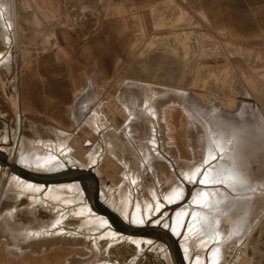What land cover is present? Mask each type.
<instances>
[{"label":"rangeland","instance_id":"rangeland-1","mask_svg":"<svg viewBox=\"0 0 264 264\" xmlns=\"http://www.w3.org/2000/svg\"><path fill=\"white\" fill-rule=\"evenodd\" d=\"M121 1H116L115 7L112 5L106 11L107 25L113 31L73 35L75 39L80 36L73 51L69 46L60 49L56 44L58 35L24 31L42 22L37 10L38 5L45 2L0 0V143H6V135L15 138L9 160L17 162L25 140L30 145L37 140L42 144L60 140L63 145L69 144L72 153L83 144V137L92 139L91 144L95 145L105 140L115 145L120 141L123 149L119 143L116 145L115 158L104 150L98 153L100 174L95 173L99 197L103 190L106 193L103 197L113 205L127 207L131 204L132 209L137 204L141 212L147 206L154 208L158 201L162 203L165 192L172 190L174 195L180 183L190 184L192 181L184 171L195 170L203 161L210 162L211 168H207L210 175L198 192L210 193L218 188L213 184L223 189L227 180L228 188L225 194L218 192L216 199H212L215 200L210 204L213 211L207 203L208 197L200 198L198 193L197 210L212 212L209 213L212 217L204 214L201 220L214 221L219 217L217 201L222 197H232L228 199L230 202L245 200L244 206H247L236 205L239 210H235L232 218L228 214L233 208L221 216L223 222L220 218L224 230L235 229L242 241L247 238L240 246L244 254L235 252L232 256L229 251L222 255L227 264H264V43L242 44L226 39L225 33L220 32L211 19L218 11L206 9L204 0ZM216 21L219 23L218 18ZM79 95L76 109L75 98ZM97 108L102 117L100 122L106 120L108 126L100 123L105 125L102 139L88 120ZM74 138L75 145L70 143ZM143 142L154 143V146L151 148L149 144L146 149ZM143 145L147 152L141 150ZM213 148L218 152L216 158ZM87 154H81L83 163L88 159ZM1 155L4 161L8 157ZM121 159L127 163L128 172L137 175H134L135 184L120 185V178L125 177ZM0 168L4 171L0 177V264H169L165 255L167 245L160 246L153 241L155 244L139 247L128 240L109 238L104 226H92L86 215H79L78 208L82 204L75 195L59 190L56 196L57 200L61 199L58 201L55 197H48L47 201L45 194L37 199L42 192L21 191V187L11 181L14 174L11 168L6 163ZM52 170L46 173L61 171ZM174 174L180 175L175 177ZM75 183L81 192L80 183ZM114 188L120 194L122 190H118L124 188V194H117ZM132 189L134 192L130 193ZM192 189L195 187L185 190L188 196L191 194L188 200L194 193ZM151 192H155V196ZM61 193L66 196H60ZM108 193L116 198L111 200ZM81 195L83 197L84 193ZM157 195L162 197L156 199ZM175 198L174 202L184 201V198ZM183 204L185 206L187 200ZM169 212L171 210H164L162 214ZM61 215L65 217L63 220L58 219ZM241 218L245 220L238 231ZM201 227L197 229L204 233L202 231L206 230ZM209 230L206 234H210ZM202 239L203 236L199 240Z\"/></svg>","mask_w":264,"mask_h":264},{"label":"bare ground","instance_id":"bare-ground-1","mask_svg":"<svg viewBox=\"0 0 264 264\" xmlns=\"http://www.w3.org/2000/svg\"><path fill=\"white\" fill-rule=\"evenodd\" d=\"M8 18V17H7ZM12 21V20H11ZM11 45V44H10ZM12 49V48H11ZM99 109L97 108V109H95V111L93 112V115L92 116H89L88 117V120H89V122L90 123H93L94 124V127H93V129H94V132H96L100 137H101V139H102V136H104V130H105V121H101L100 122V119H102V117H100V115L98 114L99 112ZM102 112V111H101ZM132 115V114H131ZM88 116V115H87ZM132 117V116H131ZM107 119V118H106ZM129 120V119H128ZM131 120V119H130ZM104 123L105 125L104 126H102L100 123ZM87 123V122H86ZM84 124V123H83ZM88 124V123H87ZM127 124V123H126ZM86 125V124H85ZM129 125L130 124H128V127H129ZM91 126V125H90ZM107 126V125H106ZM155 126V125H154ZM108 127V126H107ZM152 127V126H151ZM153 128V127H152ZM107 129V128H106ZM154 129V128H153ZM156 129V128H155ZM123 130H124V128H123ZM113 131V130H112ZM158 131V130H157ZM129 132V131H128ZM115 133H118V131L116 132L115 131ZM114 133V134H115ZM151 134V133H150ZM13 135V134H12ZM16 134H14V136H15ZM117 135V134H116ZM127 135V134H126ZM128 135H129V133H128ZM106 136V135H105ZM120 136V135H119ZM118 136V137H119ZM151 136V135H150ZM13 137V136H12ZM83 138H85V140H88L89 138L87 137H83ZM5 139L7 140L6 141V143H0V145H1V147L2 148H0V154H2L1 155V157H5V156H8V157H5L4 159H5V163H6V165H7V167H10L11 169H12V167L13 166H17V165H20L21 167H23V168H25V169H27V170H29V171H32V172H41V173H44V172H46V170H48L49 171V169H54V170H52V172L53 171H58V170H63L62 169V167H65L64 169H71V168H74V167H78V168H83V169H89V168H91V167H94V169H95V171L94 172H96L97 171V173L98 174H100L99 173V167H98V164H99V162H100V160H99V158H100V155L98 154V153H100V152H103V150H104V152L105 151H107L108 153H111L112 154V156H114V158L116 157V155L115 154H113V151H114V149L115 148H117L118 146H116L120 141L119 140H117V141H119V142H115V143H117L116 145L114 144V143H112V142H107L106 140H105V142L104 143H102L101 142V144H104V145H102V146H104V147H102L101 146V144H99V143H97L96 145L94 144V143H92L91 144V146L89 147V148H86V152H88V159H86V157H85V159H86V161L83 163L82 162V160L81 161H78L76 158H74V156L72 155V150H71V148H70V146H69V144L67 143V142H65V144L63 145V143H61V141L60 140H58L57 142L55 141V142H51V141H46L45 143H41L39 140H37V142H39V145L37 144V142L35 143V144H32V145H30V142L28 141V140H25L24 142H23V145H21V151H20V153H19V158H18V160H17V162H12L11 160H9V157L11 158V155H13V148H14V146H13V142H14V139L15 138H11V137H9V135H6V137H5ZM131 139V138H130ZM90 141H92V139H89ZM44 141V140H43ZM82 141V140H81ZM69 142V141H68ZM83 142V141H82ZM93 142V141H92ZM123 142V141H122ZM140 142H141V140H140ZM145 142V141H144ZM143 142V144L144 145H146L148 142H146V144ZM150 142H152V141H150ZM149 142V144H154V143H150ZM157 143V142H156ZM155 143V144H156ZM122 144V143H121ZM123 144H124V142H123ZM128 144V143H127ZM148 144V145H149ZM205 144V143H204ZM5 145V146H4ZM119 145H120V143H119ZM144 145H143V147L141 148V150L143 149H145L144 148ZM148 145H146V149H147V147H148ZM158 145V144H157ZM156 145V146H157ZM32 146H35V147H32ZM37 146H40L39 148L37 147ZM121 146V148L123 149V146L122 145H120ZM119 146V147H120ZM125 146H126V144H125ZM153 146L154 145H152V147L151 148H153ZM207 146V148L209 149V148H211V147H208V146H211V145H206ZM128 147V146H127ZM149 148H150V146H149ZM149 148H148V150H149ZM156 148V147H155ZM158 148V147H157ZM156 148V149H157ZM159 148H160V146H159ZM2 149H5V151H2ZM144 150V151H146L147 152V150ZM151 150V149H150ZM153 150V149H152ZM155 150V149H154ZM207 150V149H206ZM212 150V149H211ZM213 150H215L214 148H213ZM48 151V152H47ZM157 151V150H156ZM160 151V150H159ZM216 151V150H215ZM117 152H118V150H117ZM142 152V151H141ZM145 152V153H146ZM161 152V151H160ZM51 153V154H50ZM126 153V152H125ZM143 153V152H142ZM217 151H216V153H214V158H216L215 156H217ZM48 154H50V155H48ZM101 154V153H100ZM154 154V153H153ZM103 155V154H102ZM109 155V154H108ZM119 155V154H118ZM142 155H144V154H142ZM149 156H150V154H148ZM157 155V154H156ZM159 155V154H158ZM84 156V155H83ZM109 156H111V155H109ZM147 157V154L146 155H144V157ZM148 156V159H150V157ZM102 157V156H101ZM210 157V156H209ZM120 158V157H119ZM153 158V157H152ZM157 158V157H156ZM158 158H160V157H158ZM169 158V157H168ZM134 159H135V157H134ZM145 159H147V158H145ZM170 159V158H169ZM208 159V158H207ZM217 159H218V157H217ZM115 160V159H114ZM164 160V159H163ZM215 160V159H214ZM116 161V160H115ZM140 161V160H139ZM145 161V160H144ZM147 161V160H146ZM150 161V160H149ZM102 162V161H101ZM118 163H119V161H117ZM152 162V161H151ZM212 162V161H211ZM97 163V164H96ZM140 163V162H139ZM143 163V162H142ZM168 163H170V162H168ZM127 164V163H126ZM126 164H124L123 162H122V159H121V165H123V166H121L120 165V167H125L124 168V172L122 173L123 174V176H125L124 177V180L122 179V178H120L121 179V182H120V185L121 184H127V182L128 183H130V184H132V183H134L135 182V180H137V179H135L136 177L134 176V175H136V174H131V173H129L128 172V170H129V168H127L126 166ZM141 164V163H140ZM139 164V165H140ZM146 163H144V165H145ZM104 165H106V164H104ZM131 165V164H130ZM142 165V164H141ZM141 165H140V167H141ZM96 166H97V168H96ZM137 166V165H136ZM143 166V165H142ZM171 167H172V164L170 165ZM176 166V165H175ZM224 166V165H223ZM85 167V168H84ZM105 167V166H104ZM211 168V165H210V162L208 163L207 161H203L202 163H200V164H198V167L195 169V170H186V171H184V173H185V176H187V177H190V179H191V181L192 182H190V184L188 183V185H187V183L185 182V186L184 185H182V183H180V182H178V183H180L181 185L179 186V184H178V186L180 187L179 189H176L175 190V194L174 195H172L174 192L172 191V190H170V192H171V195L172 196H170V192L168 193V192H165V193H163V194H165V196H164V200H162V203H159V201L157 202V204H156V206H155V204H154V208H147L148 206V204L146 205L147 207H146V209H145V211L144 212H141L140 210H139V207H138V205L136 204V208L134 207V208H132L131 209V204L129 205L128 203L131 201L130 199L132 198V197H129L130 199V201H127V205H129L130 206V208L128 209V207L129 206H127V207H125V205L124 204H118V206H116V205H113L109 200H106V198H104L103 196V194H106V193H104L103 192V190H102V197H101V200L110 208V209H112L114 212H116L118 215H120L125 221H128L130 224H132V225H134V226H143V225H150V226H159V227H163L164 229H167V232H169L170 231V233L174 236V237H176L177 238V240H178V242H179V244H180V247H181V250L183 251V254H184V258H185V260H186V262H188L189 264H227V260L224 258L225 256L224 255H222L223 253L224 254H228L229 253V251H232V256H233V253H235V252H241L242 250L241 249H243V247L241 248L240 246L242 245V242H244L247 238L245 237V240H243L242 241V239L243 238H241L240 237V235H238L237 234V232L235 231V229H233L232 231H227V228H226V230H224L223 229V227L221 226V222H220V218H221V216L223 217L225 214H228V212L233 208V210L230 212V214H228L231 218H232V215L237 211L238 212V210H239V207H236V205L237 206H239L240 205V207L241 206H244V204H246L247 202H245V200H243V201H240V203L237 201V202H235V201H233L232 199H231V201H233V202H230V201H228V199H230V198H232V197H230V198H226L227 196H225L224 198L222 197V198H220L218 201H217V205H218V211H219V213H220V215H219V217L217 218V219H215V216L212 218V220H214V221H211V220H206V218L204 219V220H201L203 217H204V214L205 215H208V216H210V217H212V215L211 214H209L211 211H209V210H197L198 208H197V205H198V203H199V201H198V198H197V195H198V189H202L203 187H204V184L206 183V181H207V178H208V176L210 175L209 173H208V169L207 168ZM2 168V167H1ZM0 168V177L2 178V176H3V172H2V170L3 169H1ZM143 168H144V166H143ZM177 168V167H176ZM176 168H174L175 170H176ZM209 168V169H210ZM229 168V167H228ZM93 169V168H92ZM106 169H107V166H106ZM105 169V170H106ZM131 169V171H132V168H130ZM138 169H140V168H138ZM147 169V168H146ZM152 169V168H151ZM172 169V168H171ZM90 170V169H89ZM120 170H122V168H120ZM150 170V169H149ZM175 170H173V171H175ZM227 170V169H226ZM229 170V169H228ZM123 171V170H122ZM139 172V171H138ZM178 172V171H177ZM232 172V171H231ZM48 173H50V172H48ZM102 173V172H101ZM118 173V172H117ZM174 173V172H173ZM11 174V173H10ZM113 174V173H112ZM115 174V173H114ZM131 174V175H130ZM138 174V173H137ZM139 174H141V172L139 173ZM181 174V173H180ZM179 174V175H180ZM182 174H183V172H182ZM179 175H177V176H179ZM184 175V174H183ZM137 176V175H136ZM141 176H142V174H141ZM174 176H175V174H174ZM177 176H175V177H177ZM119 177V176H118ZM175 177H174V180H175ZM182 177V176H181ZM184 177V176H183ZM186 177V178H187ZM193 177H195V178H197V182H195V178H194V180H192L193 179ZM168 178H170V180H171V177L169 176ZM221 178V177H220ZM219 178V179H220ZM140 179V178H139ZM184 179V178H183ZM182 179V180H183ZM189 179V178H188ZM188 179H187V182H188ZM123 180V181H122ZM185 180V179H184ZM230 180H232V179H230ZM11 181H13V182H15L16 184H18L20 187H21V191H23V192H26V193H29V192H33V193H40V192H42L41 193V195L43 194H45V199L47 200V198L49 197V198H54L55 197V199L57 200V196H56V194H58L57 192L60 190L61 192H64V191H67L68 193H64V194H66V195H71V194H73V195H75L76 197H77V199H78V202L80 203V204H82V206L80 205V204H78V205H80V207L78 208V213H79V215H81V214H83V215H86V217H87V220H88V218H89V223H93V225L92 226H98L97 228H101V227H103L105 230V234H107V236L110 238V237H113V238H118V240L119 239H124V240H128V241H130V242H132V243H134L135 245H137V246H139L140 247V245L141 244H151V243H154L155 244V242H159L158 244H160V246L161 245H164V243L162 242V241H159V240H154V239H151V238H132V237H128V236H125V235H123V234H121V233H119L118 231H116L115 229H113L112 228V226L110 225V223L108 222V220L107 219H105V218H103V217H100L97 213H95V211L92 209V207H91V205L89 204V201H85L84 199H86V197H85V195L82 197V195H81V193L83 192L84 193V190H83V187H82V185H80V187H81V192H80V189H79V186H77L76 185V183L75 182H72V183H67V184H58V185H51V186H44V185H40V184H37V183H34V182H31V181H26V180H22V179H19V177H16V175L15 174H13V176L11 177ZM11 181H10V183H11ZM186 181V180H185ZM112 182H113V180H112ZM112 182H110V183H112ZM119 182V181H118ZM227 183H228V180L226 181ZM226 182H225V187H222L223 189H221L220 187H221V185H214L213 184V187H218V188H215V189H213V190H211V192L210 193H207V194H203V193H199V196L198 197H208V205H209V207H210V209L213 211V207H211L210 206V204L211 203H214V201L215 200H212V199H216V195L218 194V192H222V193H219L220 195H223V194H225L226 193V188H228V187H226ZM114 183V182H113ZM112 183V184H113ZM175 183V182H174ZM231 183H233V181H231ZM236 183V182H235ZM242 183V182H241ZM15 184V185H16ZM119 184V183H118ZM135 184V183H134ZM139 185H140V183H138ZM137 184V185H138ZM184 184V183H183ZM244 184V183H243ZM119 185V186H120ZM174 185V184H173ZM119 186L118 187H115V188H119ZM128 186H130L129 184H128ZM174 186H176V184L174 185ZM17 187V186H16ZM108 185H107V188L106 189H108ZM114 187V186H113ZM132 187V186H131ZM136 187V186H135ZM141 186H139V188H140ZM144 187V186H143ZM194 188L195 187V190L194 189H192V192H194L193 193V195H192V197L188 200V198L190 197V195L191 194H189V196H188V192H186L185 193V190H186V188H188V190H190L191 188ZM104 188V187H103ZM102 188V189H103ZM114 188V189H115ZM175 188V187H174ZM235 188H237V187H235ZM101 189V188H100ZM105 189V190H106ZM110 189H112V187L110 188ZM117 189H115L116 190V193H117ZM124 189V188H123ZM123 189H120V190H118V192L119 191H121V193L122 194H120V193H117V194H120V195H123L124 194V191L125 190H123ZM153 189V188H152ZM131 190V189H130ZM129 190V191H130ZM136 190H138V189H136ZM140 190V189H139ZM150 190H151V188H150ZM158 190V189H157ZM174 190V189H173ZM225 190V191H224ZM240 190V189H239ZM238 190V191H239ZM99 191V190H98ZM109 191V190H108ZM107 191V192H108ZM142 191H143V189H142ZM141 191V192H142ZM153 191V190H152ZM232 191H234V190H232ZM236 191H237V189H236ZM22 192V193H23ZM100 192V191H99ZM113 192H114V194H115V191L113 190ZM112 191H111V193H113ZM134 192V190L132 189V191H130V193H133ZM139 192V191H138ZM150 192V191H149ZM156 192V191H155ZM153 192L154 193V196H155V194L158 192ZM30 193V194H31ZM60 193V192H59ZM136 193V192H135ZM152 193V192H151ZM152 193V194H153ZM231 193H233V192H231ZM237 193H240V192H237ZM237 193H234V194H237ZM249 193V192H248ZM61 194H63V193H61ZM64 194L63 195H60V196H64ZM101 194V193H100ZM117 194H115V195H117ZM126 194H128V193H125V197L127 198V196H126ZM142 194V193H141ZM152 194H150V195H152ZM159 194V193H158ZM163 194H162V196H163ZM187 194V195H186ZM37 196L36 194H32V196ZM40 195V196H41ZM43 195L41 196V197H39V196H37V197H39V198H37V199H42V197H43ZM65 195V196H66ZM78 195H79V197H78ZM109 195V197H110V194L108 193L107 194V196ZM119 195V196H120ZM135 195V194H134ZM149 195V196H150ZM185 195H186V197H185ZM240 195H243V194H240ZM60 196H58V197H60ZM64 196V197H65ZM101 196V195H100ZM153 196V195H152ZM153 196V197H154ZM159 195H157L156 196V199H159V197H162V196H159ZM237 196H239L238 194H237ZM236 196V197H237ZM108 197V198H109ZM118 197V196H117ZM123 197V196H122ZM121 197V198H122ZM135 197V196H134ZM174 197H176L175 199H182V198H184V201L183 202H174ZM63 198V197H62ZM107 198V199H108ZM111 198V200H112V198H116V196L115 197H110ZM124 198V197H123ZM122 198V199H123ZM139 198V197H138ZM226 198V199H225ZM31 199H33V197L31 198ZM50 199V200H51ZM59 199H61V197L59 198ZM58 199V200H59ZM125 199V198H124ZM155 199V198H154ZM172 199H173V202H172ZM225 199V200H224ZM35 200V199H34ZM57 200V201H58ZM87 200V199H86ZM118 200V199H117ZM127 200H128V198H127ZM148 200V199H147ZM152 200H153V198H152ZM161 200V199H160ZM183 200V199H182ZM187 200V204H185V206H183L184 204V202ZM37 201V200H36ZM48 201V200H47ZM52 201V200H51ZM75 201H77V200H75ZM114 201V200H113ZM121 201V200H120ZM126 201V200H125ZM138 201V200H137ZM142 201H144V199L142 200ZM155 201V200H154ZM197 201H198V203H197ZM41 202H42V200H41ZM69 201H67V203H68ZM123 202V201H122ZM121 202V203H122ZM235 202V203H234ZM69 203H71V202H69ZM132 203V202H131ZM135 203V202H134ZM146 203V202H145ZM147 203H148V201H147ZM154 203V202H153ZM152 203V204H153ZM156 203V202H155ZM173 203H176V204H173ZM177 203H180L179 205H177ZM239 203V204H238ZM54 204V203H53ZM140 204V203H139ZM183 204V205H182ZM46 205V204H45ZM134 205V204H133ZM250 205V204H249ZM49 206V205H48ZM55 206H57V204H55ZM152 206V205H151ZM150 206V207H151ZM213 206H214V204H213ZM247 206V205H246ZM246 206H244V207H246ZM47 207V206H46ZM49 207H51V206H49ZM48 207V208H49ZM59 207V206H58ZM55 208V207H54ZM53 208V209H54ZM145 208V207H144ZM238 208V209H237ZM171 210V212H169L168 214L166 213H163L162 214V212L164 211V210H166V212H167V210ZM245 209V208H244ZM56 210V209H55ZM77 210V209H76ZM196 210H197V212H196ZM236 210V211H235ZM255 210V209H254ZM52 211V210H51ZM54 211V210H53ZM73 211H75V210H73ZM62 212H63V210H62ZM77 212V211H76ZM75 212V213H76ZM72 213H74V212H72ZM212 213V212H211ZM225 213V214H224ZM54 214H57L58 215V213H54ZM241 214V213H240ZM82 215V216H83ZM243 215V214H242ZM60 216V215H59ZM62 216V215H61ZM228 216V217H229ZM238 216V215H237ZM64 216H62L61 218H59L58 217V219H62ZM175 217V218H174ZM227 217V216H226ZM54 218H57V217H54ZM53 218V219H54ZM65 218V217H64ZM231 218H229V219H231ZM238 218H240V217H238ZM237 218V219H238ZM81 219H83V218H81ZM242 219V218H241ZM238 220V221H240L239 223H238V231H239V229L241 228V226H243V219L242 220ZM63 220V219H62ZM61 220V221H62ZM200 220V221H199ZM223 219L221 218V221H222ZM232 220V219H231ZM245 220V219H244ZM86 221V220H85ZM151 221H152V223H151ZM199 221V222H198ZM229 221V220H228ZM55 222H57L56 220H55ZM65 222V221H64ZM82 222V221H81ZM223 222V221H222ZM232 222V221H231ZM47 223V222H46ZM51 223H54L53 221L51 222ZM50 222H49V224H51ZM58 223H60L59 222V220H58ZM63 223V222H62ZM86 223H88V222H86ZM85 223V224H86ZM225 223H226V220H225ZM232 223H234V222H232ZM48 224V225H49ZM91 224H88V225H91ZM53 225V224H52ZM59 225H61V224H59ZM199 225H202V227H201V229L203 230V229H205L206 231L208 230V229H210L209 230V232H210V234L209 233H207L206 234V231H202V232H204V233H199V230L198 229H200V228H198L197 229V227L199 226ZM46 226V225H45ZM50 226V225H49ZM230 226V225H229ZM50 228V227H49ZM53 229H54V227H52ZM51 228V229H52ZM87 228V227H86ZM91 229H92V227H90ZM215 228V230H213ZM247 228V227H246ZM89 229V228H88ZM48 230H50V229H48ZM83 230H85V229H83ZM83 230H81L82 232H83ZM102 230V229H101ZM90 232L92 231V230H89ZM226 231V232H225ZM86 232V231H85ZM93 232V231H92ZM87 233H88V230H87ZM103 233V232H102ZM235 234V235H234ZM243 234H245V233H243ZM207 235V236H206ZM97 235H95V237H96ZM202 236H203V239L202 240H199V239H201L202 238ZM248 236V235H247ZM99 237V236H98ZM230 237V238H229ZM112 240V239H111ZM96 241V240H95ZM153 241H155V242H153ZM96 243V242H95ZM246 243V242H245ZM166 245V244H165ZM246 244H244V246H245ZM143 246V245H142ZM155 247V245H152V247ZM249 246H251V245H249ZM144 247V246H143ZM150 247V246H149ZM152 247H150V248H152ZM153 247V248H154ZM162 247H164V246H162ZM253 247V246H252ZM245 248H246V246H245ZM96 250H97V248H95ZM143 249V248H142ZM159 249H160V247H159ZM158 249V250H159ZM164 249H165V247H164ZM96 250H94V251H96ZM152 250V249H151ZM158 250H156V251H158ZM162 250V249H161ZM169 249L167 248V250H166V252H165V255H166V261H168V263L169 264H172L171 263V261H170V258H169V251H168ZM246 250V249H245ZM140 251H142V250H140L139 249V252ZM160 251V250H159ZM163 251V250H162ZM96 252H99V251H96ZM104 252H105V250H104ZM143 252V251H142ZM256 252V251H255ZM137 253H138V251H137ZM194 253H196V255L194 256ZM242 254H244L243 252H241ZM240 253V254H241ZM257 253H259V252H257ZM141 254V253H140ZM161 254V253H160ZM163 254V253H162ZM239 254V253H238ZM138 255H139V253H138ZM257 255V254H256ZM164 256V255H163ZM191 256H192V258H191ZM260 256H262L261 254H260ZM239 257V256H238ZM242 258V257H241ZM227 259H229V258H227ZM250 259H252V258H250ZM222 260H223V262H222ZM232 260V259H231ZM99 261V260H98ZM132 261V260H131ZM233 261V260H232ZM133 262V261H132ZM226 262V263H225ZM95 263H97V261L95 262ZM101 263H103L102 261H101ZM106 263V262H105ZM91 264V263H90ZM92 264H94V262L92 263ZM98 264H100V263H98ZM104 264V263H103ZM109 264H111V263H109ZM115 264H117V263H115ZM230 264V263H229ZM252 264V263H251Z\"/></svg>","mask_w":264,"mask_h":264},{"label":"crops","instance_id":"crops-1","mask_svg":"<svg viewBox=\"0 0 264 264\" xmlns=\"http://www.w3.org/2000/svg\"><path fill=\"white\" fill-rule=\"evenodd\" d=\"M27 1L45 2V4L38 5L37 10L42 17V22L39 25L36 23L34 29L27 28L24 31L58 35L56 44L59 45L60 49L69 46L68 48L73 50V47L79 44V42L76 43L77 37L80 38V36H77L75 39L73 35L91 33L99 35L113 31L107 25L108 13L106 11L112 5L115 7V2L120 0ZM204 3L207 6L206 9L210 8L215 12L218 11L213 14L211 19L219 31L225 33L226 39L242 44L264 43V0H204ZM216 18H218L219 23ZM73 51H75V48ZM79 98L80 95L75 98L74 107L76 109Z\"/></svg>","mask_w":264,"mask_h":264},{"label":"water","instance_id":"water-1","mask_svg":"<svg viewBox=\"0 0 264 264\" xmlns=\"http://www.w3.org/2000/svg\"><path fill=\"white\" fill-rule=\"evenodd\" d=\"M264 108V103L262 104ZM80 134V133H79ZM81 137V134L78 135ZM77 140L72 139L70 143L76 144ZM91 146V141L83 140V144L78 146V149L72 153L74 158L81 161L82 153L86 152V148ZM0 165H5L3 159H0ZM11 172L17 177L26 181H31L44 186L67 184L72 182H78L82 185L84 195L89 201L92 209L95 213L105 217L113 229L119 233L132 237V238H151L154 240L162 241L168 246L169 258L172 264H189L184 258V254L181 250L180 244L176 237H174L170 231L159 226H134L128 221H125L120 215L110 209L99 197L98 191V175L94 172V169L83 168H71L63 169L59 173H36L29 171L20 165L13 166Z\"/></svg>","mask_w":264,"mask_h":264}]
</instances>
